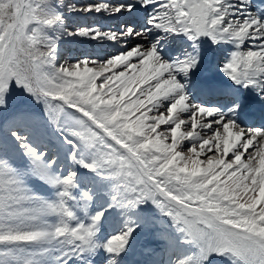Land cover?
Listing matches in <instances>:
<instances>
[{"label": "snow or ice", "instance_id": "snow-or-ice-1", "mask_svg": "<svg viewBox=\"0 0 264 264\" xmlns=\"http://www.w3.org/2000/svg\"><path fill=\"white\" fill-rule=\"evenodd\" d=\"M0 264H264V0H0Z\"/></svg>", "mask_w": 264, "mask_h": 264}, {"label": "rangeland", "instance_id": "rangeland-1", "mask_svg": "<svg viewBox=\"0 0 264 264\" xmlns=\"http://www.w3.org/2000/svg\"><path fill=\"white\" fill-rule=\"evenodd\" d=\"M102 23L104 22V21H101Z\"/></svg>", "mask_w": 264, "mask_h": 264}]
</instances>
